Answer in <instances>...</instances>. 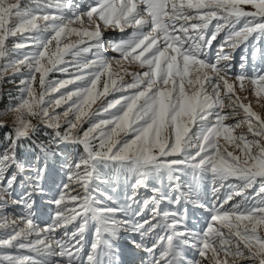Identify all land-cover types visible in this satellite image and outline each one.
Masks as SVG:
<instances>
[{
  "label": "snow or ice",
  "instance_id": "snow-or-ice-1",
  "mask_svg": "<svg viewBox=\"0 0 264 264\" xmlns=\"http://www.w3.org/2000/svg\"><path fill=\"white\" fill-rule=\"evenodd\" d=\"M22 3L0 264H264V0Z\"/></svg>",
  "mask_w": 264,
  "mask_h": 264
},
{
  "label": "rangeland",
  "instance_id": "rangeland-1",
  "mask_svg": "<svg viewBox=\"0 0 264 264\" xmlns=\"http://www.w3.org/2000/svg\"><path fill=\"white\" fill-rule=\"evenodd\" d=\"M76 2H77V3H88L89 0H76ZM21 7H22V8H25V7L32 8V7H34V5H31V4L29 3V0H23V3H22V5H21ZM4 91H5V93L11 91V92L13 93V96H15L16 88H15L14 85H12V84H7V83H6V84L4 85ZM251 99H252V103H253V106H254V110H255V111H257V112L264 111V109H262L261 105L256 103V97H252ZM8 102H9L8 97H7V95H5V97H4L2 100H0V108H2V107H3L5 104H7ZM262 103H264V102H262ZM244 130H245V129L242 128V129H240V130H238V131H244ZM101 188L103 189L104 186L101 185ZM104 190H106V189H104ZM46 213H47V209H40V210L38 211V218H39V221H47V220H48V216H47Z\"/></svg>",
  "mask_w": 264,
  "mask_h": 264
}]
</instances>
